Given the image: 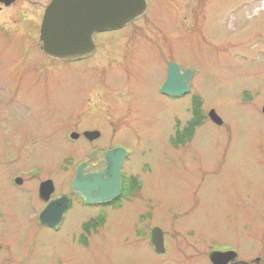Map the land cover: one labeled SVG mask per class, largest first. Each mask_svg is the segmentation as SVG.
<instances>
[{
  "label": "rangeland",
  "instance_id": "374dc122",
  "mask_svg": "<svg viewBox=\"0 0 264 264\" xmlns=\"http://www.w3.org/2000/svg\"><path fill=\"white\" fill-rule=\"evenodd\" d=\"M147 6L136 20L147 22L144 31L103 36L123 43L128 35L129 47L109 45L88 64H56L33 45L27 49L36 56L18 73L17 61L0 58V193L7 194L0 202L19 215L16 233L27 231V252L39 253L33 264H211L212 251L230 250L264 264V0ZM172 63L195 72L185 98L161 92ZM192 99L207 120L178 143L179 129L189 130ZM212 110L223 125L208 119ZM78 126L100 130L104 138L94 145L127 150L125 197L79 203L59 229L41 227L28 219L40 206L38 179L52 176L58 190L68 189L67 167L90 148L83 138H66ZM26 168L39 176L27 181V199L8 183ZM155 227L165 239L161 254L150 243Z\"/></svg>",
  "mask_w": 264,
  "mask_h": 264
},
{
  "label": "water",
  "instance_id": "95a60500",
  "mask_svg": "<svg viewBox=\"0 0 264 264\" xmlns=\"http://www.w3.org/2000/svg\"><path fill=\"white\" fill-rule=\"evenodd\" d=\"M146 0H53L45 12L42 23V51L49 57L59 60H79L95 52L92 35L104 31L124 28L146 13ZM194 71L170 64L162 92L172 97L187 94L192 86ZM264 114V107L262 110ZM210 120L221 126L223 120L212 110ZM89 140L100 137V133L85 132ZM79 135L73 134L77 139ZM105 167L85 174V164L81 165L73 182V191L87 204H104L117 199L122 189V167L127 152L116 148L105 153ZM54 192L52 181L40 187V197L49 201ZM67 196L53 200L42 212L43 226L55 228L62 220ZM150 241L156 252L164 253L163 231L155 227L150 232ZM233 251H213L209 255L211 264H229L237 258Z\"/></svg>",
  "mask_w": 264,
  "mask_h": 264
},
{
  "label": "flooded vegetation",
  "instance_id": "af4514ba",
  "mask_svg": "<svg viewBox=\"0 0 264 264\" xmlns=\"http://www.w3.org/2000/svg\"><path fill=\"white\" fill-rule=\"evenodd\" d=\"M42 1L43 0H0V33H2L3 36V38H0V42L2 41L4 43L3 44L4 48L2 54H0L1 56L0 58L7 56L6 63L10 65L14 64L15 66H16L15 61H17L18 62V66L16 68L18 69L17 73L22 68L27 69V64L32 63L30 60L31 58L30 54L33 57L36 56L34 53H32V51L34 50L27 49L28 46L31 45L36 46L37 51L40 52V54L46 56V59L49 57L42 52L41 27L45 16V12L53 0H48L46 3H43ZM147 10H148V6H147ZM145 16L146 14L140 19L142 20ZM141 20L129 24L127 28L128 27L133 28L134 31L133 34H137L140 31H144L143 27L145 26V24H147V22H143ZM113 32H117V31L95 33L94 35H92V40L93 43L95 44V52L87 58L75 60L72 61V63L78 61H87L86 63L88 64L91 62V60L93 61V59L99 57L100 54L102 55L103 52L106 53V51H109V48L107 50V46L109 45H113V47L116 46V48L119 51H121L122 48H124V46L127 47L130 46V42H132V40L128 35L121 37L126 39L123 43H119L120 40H118V42L117 41L112 42L110 39H106L105 37H103L105 35L112 34ZM51 59L56 64H62L63 62L69 63V61H61L49 57L50 61ZM190 94H191V90L189 91V93L179 98H185ZM77 129L78 130L74 132L66 133L65 134L66 138L67 137L71 138V135L76 132L79 135V137L77 139H72V138L71 139L75 142L83 138L88 142V144H90V148L88 150H85L84 152L85 160H83L82 162H78L76 167L73 166L74 163L67 167L69 168L68 169L69 171L73 169L72 171H70L71 178L67 182L68 189L58 190L52 176L46 179H40L39 176H36L31 172H27V168L17 169L18 171L12 172L9 178L8 183L10 184V186L12 185L14 187L21 188V190H23L24 193L23 197L27 199V196H30L32 194V191L30 189L27 190V181L32 179L36 180V177L37 178L39 177L37 182V187H38L37 197L38 200L40 201V206L39 208H35V210L28 215V219L36 220L41 227L49 228L42 225L40 216L42 212L46 209V207L53 200L59 197L67 196V204L64 207L61 223L55 228H50L54 230L59 229L64 224L67 214L75 205L79 203L82 204L83 206L103 205V204L90 205L85 203L82 197L77 195L73 191V182L76 178L77 169L79 168L80 165L85 164V173L100 171L105 167V157H104L105 153L110 150H114L116 147L120 145L112 144L111 146L108 147H104L103 145H94L95 142L104 138L102 134H100V137L98 139L89 140L84 136V133L87 131H100L99 129L90 128L91 130H85L86 128L80 129L79 126L77 127ZM177 136H178V132H177ZM75 159H76L75 156H72V160ZM125 162H127V160ZM62 171H65V174H69V172L66 169H63ZM130 178H133V175H131ZM48 181L53 182L54 192L50 196L49 201L45 202L40 197V187L44 182H48ZM126 181H128V179H126ZM124 183H125V172H123V168H122V192L124 190ZM24 186L26 187L24 188ZM0 197L6 198L7 194L0 193ZM16 203L17 204L24 203V198H22V195L16 200ZM6 206L7 205L5 203L0 202V264H33L31 260L34 259L36 256H38L39 253H36L35 251L27 252V231L23 232L22 235L16 233V226H21L20 222L16 220L19 218V215L14 211V209L12 212V210L7 209ZM25 222L27 223V220ZM17 223H19V225H17ZM22 238H24L23 242L19 240ZM18 243H21L20 248L16 246ZM33 248L34 247H31V249ZM244 263L245 262H243L242 260H239V256H238V258H236L233 262L229 264H244Z\"/></svg>",
  "mask_w": 264,
  "mask_h": 264
},
{
  "label": "trees",
  "instance_id": "16d2710c",
  "mask_svg": "<svg viewBox=\"0 0 264 264\" xmlns=\"http://www.w3.org/2000/svg\"><path fill=\"white\" fill-rule=\"evenodd\" d=\"M191 104H192L191 110H192V115H193L192 117L193 118L189 122V128H188L189 130L188 131H186V129L178 131V136H177L178 143H183L185 141L192 140L194 138V134H195L196 129L201 127L203 125L204 121L207 120V117L203 118V115L199 116V113H200L199 111H201V109H200L201 102L198 103L197 99H192ZM132 181L136 182L134 180V178L132 179ZM132 181H130V182H132ZM127 182H129V181H127ZM131 189H133V188H131ZM125 192H126V187H124L122 195L120 196L119 199H121V197L124 199Z\"/></svg>",
  "mask_w": 264,
  "mask_h": 264
}]
</instances>
